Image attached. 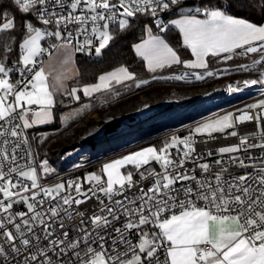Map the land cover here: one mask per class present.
Returning a JSON list of instances; mask_svg holds the SVG:
<instances>
[{
  "label": "snow or ice",
  "instance_id": "6c2138e0",
  "mask_svg": "<svg viewBox=\"0 0 264 264\" xmlns=\"http://www.w3.org/2000/svg\"><path fill=\"white\" fill-rule=\"evenodd\" d=\"M137 23L146 38L132 50L150 78L122 65L94 83L65 87L74 53L99 57ZM170 25L192 59L168 42ZM236 57L251 58L235 69L255 78L229 84L228 92L264 86V0H0V264H264V166H255L264 156L248 155L264 150V99L239 115L205 120L159 149L106 162L83 181L42 183L55 171L36 150L48 137L29 132L54 122L58 97L79 105L80 115L152 81L219 78L229 69L211 68L209 58ZM175 66L183 70L164 74ZM253 121L259 131L236 130ZM229 129L238 144L207 152L221 158L203 162L197 137Z\"/></svg>",
  "mask_w": 264,
  "mask_h": 264
},
{
  "label": "built area",
  "instance_id": "2783aa9c",
  "mask_svg": "<svg viewBox=\"0 0 264 264\" xmlns=\"http://www.w3.org/2000/svg\"><path fill=\"white\" fill-rule=\"evenodd\" d=\"M79 55H84L80 53H76ZM87 57H97L94 53L91 56L84 55ZM210 61V67L213 69L223 70L225 68L229 69V73H222L219 78H208L205 81L201 82H192V83H184V82H177L179 85L183 86L182 88H179L182 92L181 93H174L169 96L174 97H189L188 104L180 107V110H178V114L180 115V120L167 122L165 124H159V130L162 129L160 132H166L168 130V134L165 135V137L170 141L172 136H178V137H185L189 135V132L186 133V130L190 128V125L187 124V121L192 118L199 119L200 117L206 115L209 112H215L217 110H221L229 105H232L231 110L232 113H235L239 115L238 110L239 109H245L247 105L254 104L258 102L261 99H264V86L255 85L251 86L250 88H243L241 91H238L236 93H230L227 90V87L229 84H235L237 81H243L246 78H255V74H249L237 71L235 69V66L238 64H245V63H251V58L248 61L243 62H237L232 63V61H228L227 63L224 62H214L212 58L209 59ZM182 67H177L173 72H179L182 71ZM172 73V72H171ZM168 74V73H167ZM16 77L13 76V79ZM154 82V81H152ZM161 82V81H159ZM175 82V81H174ZM173 90H177L176 87H173ZM240 135H247L251 133H255L259 131L257 123L255 121L253 122H245L243 124H239L236 129ZM232 131V129L227 130L225 133L220 134L216 133L214 134L213 139H209L206 136L205 137H197V151L204 154V161L210 164H213L216 159H220L221 157L219 155H212L207 156L206 153L209 151H212L215 153V150H217L219 147L224 146H230L238 144L239 139L238 137H230L228 136V132ZM103 132L101 131H92L91 129L84 128V131L80 133V135L70 136L68 138L60 140L57 145L53 148V150H61L62 154L60 156V160L64 163L70 161L75 157V155L79 154L80 152L84 151L82 154V157H78L75 160V163L73 164V168L78 167L80 162H82L83 156H90L93 157L95 155L101 154L105 152V145L111 144L112 142L120 141L119 136H114L111 138V141H108L106 143H100L102 148H100L99 153H97L96 144L94 143V139L97 137H100L104 134H101ZM116 138H118L116 140ZM202 141V142H201ZM255 143L256 141H252ZM88 145V146H87ZM99 145V144H98ZM87 146V147H84ZM85 149H89L88 151ZM173 153H175V149L172 150ZM68 153L69 155H67ZM228 155L225 154L223 159L225 161L228 160ZM235 155H239L241 157L245 156V153H237ZM248 155L255 157H261L264 156V150L260 148H253L248 150ZM248 163H252L251 161H247ZM190 166V165H189ZM255 166H264L261 165L260 161L255 162ZM71 167V169H73ZM152 167H156L159 171L158 165L153 162ZM234 173H243L244 171L247 172H253L254 167H249L248 169H231ZM197 175H199V172H197ZM48 179V178H47ZM46 179V180H47ZM70 179H80L83 181L84 177L81 171H69L65 176H63L60 179L53 180V181H46L45 184H52L55 181H67ZM135 179L139 180L140 177L137 174L135 176ZM44 183V182H42ZM151 180L143 181V186L145 189H147L148 186H150ZM92 202H89L91 204ZM83 208L89 207V205H83L81 206Z\"/></svg>",
  "mask_w": 264,
  "mask_h": 264
},
{
  "label": "trees",
  "instance_id": "16d2710c",
  "mask_svg": "<svg viewBox=\"0 0 264 264\" xmlns=\"http://www.w3.org/2000/svg\"><path fill=\"white\" fill-rule=\"evenodd\" d=\"M250 18L253 20H258V16L255 14H251ZM16 21H17V27L19 29L20 25L22 24L21 16L19 13L16 14ZM165 35L170 45L179 51V54L181 55L182 59L185 60L191 58V54L189 50L183 49L181 47L182 40L179 31L177 29L170 26V30ZM144 36L145 34L142 31V26L139 23H137L128 32L118 34L117 38L110 44L108 48L102 51V55L99 57L93 58L75 53V63L78 68V76L74 80L69 82V86L74 87L77 86L78 84L84 85V84L94 83L97 81V78L100 74L109 72L115 69L116 67L122 65L128 66L130 71L136 73L138 78L140 79L150 78L152 74L147 72L143 62L135 56L132 50V45L134 43H138L139 41H141L144 38ZM12 58L13 59L15 58V54H13ZM249 59L250 58H246V57H236L232 60V63L248 61ZM174 68L166 69L164 74L173 72ZM159 74L160 73H157V75ZM170 86L174 87L175 83H167V82L162 83L159 81H154L147 86H143L142 89L124 90L122 92L123 94H121L117 98L108 97L107 101H109L110 105L114 106L116 105V103L118 104L120 102L129 101L132 98L137 97L138 95H140V93H142L141 91L143 90L148 91L150 89H158L161 87L166 88ZM59 99L60 98L58 97V103L55 108L54 122L48 125L36 127L29 130L30 135H34L37 137L41 135H46L48 137V140L43 145L39 146L36 149L38 151L39 159L46 157L50 149L57 142L69 136L79 135V133H81V130L86 127L87 123L85 122L84 116L82 114L76 115L74 118L66 122L65 123L67 125L66 127L62 126L61 119L63 113L71 109H74L76 107H79V105L69 104V101L67 99H65L64 102L61 104L59 103ZM97 102H95V105L90 109L91 111L89 110L90 111L89 113L98 110L103 111L104 108L107 107L103 105L98 107L96 105ZM166 140L167 139L165 137V134H160L159 136L156 137V140H153V142L155 143L157 148V146H159L160 144L161 145L164 144ZM148 141L149 140H147L146 142ZM33 143L35 144V142ZM133 146H137L132 149L133 151L136 149H141L143 147L139 145V143L138 144L136 143ZM113 155H114L113 151L103 152L101 154L89 158L87 163L90 166H92V168H94L98 166L99 162ZM90 161H93L92 163H95V165H91Z\"/></svg>",
  "mask_w": 264,
  "mask_h": 264
},
{
  "label": "rangeland",
  "instance_id": "374dc122",
  "mask_svg": "<svg viewBox=\"0 0 264 264\" xmlns=\"http://www.w3.org/2000/svg\"><path fill=\"white\" fill-rule=\"evenodd\" d=\"M145 38H146V36H145ZM176 68L177 67H175L174 70ZM161 82L162 83H164V82H167V83H175V87H176L177 90H173V86L166 87V88L165 87H161V88H158V89H150L148 91L143 90V91H141L142 93H140V95H138L137 97L132 98L129 101L120 102L118 104L116 103V105H114V106L110 105L109 104V101L106 100V103H104L103 106H107V107L104 108V110L105 109H111V110L117 109V108L125 105L126 103L135 102L136 100H139V98H141L143 96L149 97V99H151V100H155L156 98H162V97H167L169 95H172L173 92L174 93H178V92L181 93L182 92L179 88H182L183 86L179 85L177 82H174V81H161ZM140 89H142V88H140ZM123 91L124 90H122V92ZM96 105L98 107L101 106L100 102H97ZM231 107H232V105H229V106H227V107H225V108H223L221 110H217L215 112H209L206 115L200 117L199 119H197V118L189 119L187 121V124L190 125V128H188L186 130V133H188L189 130L192 129L194 126L198 125L199 123H201V122H203L205 120H208L210 118H215L217 116H222V115L227 114V113H230V112L232 113ZM77 108L78 107H76L75 109H77ZM75 109H71V110L65 112L62 115V117H64V116H67L68 117V119L65 121V123L69 119L71 120V118H74L77 115L76 112H75ZM90 111L88 110L87 112L82 113V115L84 116V120L87 123L86 124L87 129H89V130L91 129L94 132L96 130L97 131L99 130V131L102 132L103 129H104V127H105V122L102 121V120H100V116H99V114L102 111L98 110V111H93L92 113H89ZM104 120L110 121L112 119H106L105 118ZM148 126L150 127V129L144 130L142 133L141 132H138L136 135H133L131 137H129V136L125 135V134H122L121 135V138H120V141L112 142L111 144L105 145V149H106L105 152H108V151L111 152V151H113L114 152V155L111 156V157H109V158H107V159H104L101 162H99L98 166H96L94 168H92V166H90L87 163L88 159L91 158L90 156H92V155H90V156H88V155L87 156H83L82 162H80V164L78 165V167H76V168H73L72 167L73 164L75 163V160L78 157H80V156L82 157V154H83L84 151H82L79 154L75 155V157H73L72 160H70V161H68L66 163L62 162L60 160V156L62 154V151L61 150H54L53 151V148L58 143L57 142L50 149L48 155L46 157H44V158H47L49 160L50 166L53 167L55 169V171L50 176L47 177L48 178L47 180H43L42 182L45 183L46 181H53V180L60 179L63 176H65L69 171H73V170H75V171H81V173L83 174V177H85L90 172H99V170L102 167V165L104 163H106V162H110L112 160L121 158L122 156L128 155V154L133 153V152H136V151H140L141 149H144V148H147V147H156V145L153 142V140H156L157 135L158 136L160 134L167 135L168 134V130L166 132H160L159 133V125H157V126L156 125H148ZM82 131H84V128L81 130V132ZM79 135H80V133H79ZM66 138H68V137H66ZM152 138H154V139H152ZM147 140H149V141L146 142ZM108 141H111V138L108 137V136H106V135H102V136L97 137V138L94 139V143L96 144L97 153H99L100 148L103 147V146H101L100 143H106ZM166 142H168V139L166 140ZM166 142H164V143H166ZM136 143L137 144L139 143V145H141L143 147L141 149H136V150L133 151L132 149L135 148V147H137V146H133ZM87 146H84V147H87ZM162 146H163V144L162 145L160 144L159 146H157V149H159ZM128 149H130V150H128ZM85 150L88 151L89 149H85ZM66 154L69 155L68 153H66ZM44 158H41V159H44ZM90 162H91V165H95V163H92L93 161H90ZM71 167L73 169H71ZM58 182H60V181H55L52 184H55V183H58Z\"/></svg>",
  "mask_w": 264,
  "mask_h": 264
},
{
  "label": "bare ground",
  "instance_id": "6f19581e",
  "mask_svg": "<svg viewBox=\"0 0 264 264\" xmlns=\"http://www.w3.org/2000/svg\"><path fill=\"white\" fill-rule=\"evenodd\" d=\"M188 102L189 97L167 96L151 100L149 97L143 96L139 100L126 103L117 109L105 110L103 119H123L127 125L124 134L131 137L138 132L142 133L144 130L150 129L148 125L157 126L180 120L178 110H180V107L188 104ZM135 119L141 121L139 125L133 124V120Z\"/></svg>",
  "mask_w": 264,
  "mask_h": 264
},
{
  "label": "water",
  "instance_id": "95a60500",
  "mask_svg": "<svg viewBox=\"0 0 264 264\" xmlns=\"http://www.w3.org/2000/svg\"><path fill=\"white\" fill-rule=\"evenodd\" d=\"M148 79V78H147ZM103 113H104V110L99 114L100 116V120L104 121L105 122V127L103 129V134L112 138L114 136H119V135H122L124 134L125 130H126V122L121 119V118H117V119H112L110 121L108 120H104L102 119L103 118ZM141 121L135 119L133 120V124L135 125H139ZM160 131L162 130H159V133ZM121 138V137H120Z\"/></svg>",
  "mask_w": 264,
  "mask_h": 264
},
{
  "label": "crops",
  "instance_id": "0c3cea01",
  "mask_svg": "<svg viewBox=\"0 0 264 264\" xmlns=\"http://www.w3.org/2000/svg\"><path fill=\"white\" fill-rule=\"evenodd\" d=\"M171 26V25H170ZM172 27H174V26H172ZM175 28V27H174ZM176 29V28H175ZM178 30V29H177ZM144 38H145V36H144ZM143 38V39H144ZM181 40H182V38H181ZM140 42V41H139ZM190 52V51H189ZM57 59H59V58H57ZM189 59H192V57L191 58H189ZM210 59V58H209ZM185 60H187V59H185ZM68 69H69V71L67 72V79L66 80H64V84H65V87H68V88H71L70 86H69V82L70 81H72V80H74L77 76H78V68H77V66H76V63H75V53H74V56H73V63L72 64H69L68 66ZM179 67H181V66H179ZM114 70V69H113ZM46 71H47V69H46ZM107 73V72H106ZM104 74V73H103ZM49 83L50 84H52L53 83V81H52V78L50 77L49 78ZM33 107H35V106H33ZM75 109V108H74ZM64 114V113H63ZM72 119V118H71ZM70 120V119H69ZM68 120V121H69ZM67 121V122H68ZM51 124V123H50ZM46 125H48V124H46ZM41 126H44V125H41ZM41 126H38V127H41ZM130 167V166H129Z\"/></svg>",
  "mask_w": 264,
  "mask_h": 264
}]
</instances>
